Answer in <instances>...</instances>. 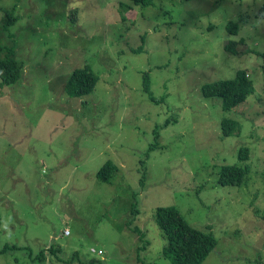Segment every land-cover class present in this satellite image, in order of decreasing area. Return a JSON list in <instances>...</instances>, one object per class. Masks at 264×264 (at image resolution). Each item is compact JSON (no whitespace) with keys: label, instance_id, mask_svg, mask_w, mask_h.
I'll return each mask as SVG.
<instances>
[{"label":"rangeland","instance_id":"374dc122","mask_svg":"<svg viewBox=\"0 0 264 264\" xmlns=\"http://www.w3.org/2000/svg\"><path fill=\"white\" fill-rule=\"evenodd\" d=\"M263 6L0 0L2 57L24 67L0 87V264H170L157 207L216 238L203 264H264ZM86 64L99 80L72 98L68 78ZM240 69L255 90L245 103L225 112L221 97L203 96ZM225 118L241 132L224 136ZM242 147L249 175L222 185L223 166L245 164ZM107 160L117 170L105 183Z\"/></svg>","mask_w":264,"mask_h":264},{"label":"trees","instance_id":"16d2710c","mask_svg":"<svg viewBox=\"0 0 264 264\" xmlns=\"http://www.w3.org/2000/svg\"><path fill=\"white\" fill-rule=\"evenodd\" d=\"M136 5L147 6L153 0H130ZM260 16L264 19V6L261 8ZM228 30L238 34L239 25L230 23ZM237 45V43H235ZM231 43L226 45V50L237 54V50ZM234 47V48H233ZM3 48L0 46V87H8L17 84L23 74V65L11 57H2ZM264 58V53H262ZM264 71V65H263ZM99 80V76L86 64L76 68L68 78L66 92L72 98H82L90 95ZM144 90L154 101L156 99L151 93L149 75H144ZM255 92L247 69H240L232 80H221L210 83L202 87V94L207 98L221 97L222 107L225 112H230L247 101L249 96ZM241 125L232 119L225 118L222 121V131L224 136L239 134ZM240 161L244 165H225L222 168L220 182L222 185L240 186L245 182L251 167L247 164L249 159V149L242 147L239 152ZM117 165L113 161L107 160L98 170L97 179L102 182L111 181ZM133 213L138 211L133 206ZM155 222L164 236L165 244L162 248V256L170 264H203L207 261L213 251L217 248L216 238L209 233L200 231L191 226L182 216L176 207H157L155 211ZM134 232L139 234L140 240L144 241L145 235L137 228ZM146 242L139 249H146ZM97 261L91 260L89 264ZM139 262L141 260L139 259ZM101 264V263H98Z\"/></svg>","mask_w":264,"mask_h":264},{"label":"built area","instance_id":"2783aa9c","mask_svg":"<svg viewBox=\"0 0 264 264\" xmlns=\"http://www.w3.org/2000/svg\"><path fill=\"white\" fill-rule=\"evenodd\" d=\"M65 233H66V234H69V232H68V231H66ZM92 252H93V253H95V251H94V250H92ZM100 254H101V252H98V255H100Z\"/></svg>","mask_w":264,"mask_h":264}]
</instances>
